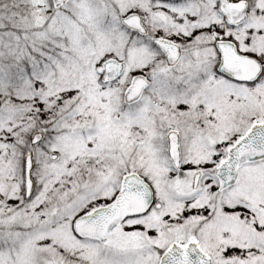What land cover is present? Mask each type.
Instances as JSON below:
<instances>
[{
	"label": "snow or ice",
	"instance_id": "obj_1",
	"mask_svg": "<svg viewBox=\"0 0 264 264\" xmlns=\"http://www.w3.org/2000/svg\"><path fill=\"white\" fill-rule=\"evenodd\" d=\"M0 264H264V0H0Z\"/></svg>",
	"mask_w": 264,
	"mask_h": 264
}]
</instances>
